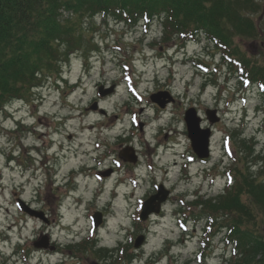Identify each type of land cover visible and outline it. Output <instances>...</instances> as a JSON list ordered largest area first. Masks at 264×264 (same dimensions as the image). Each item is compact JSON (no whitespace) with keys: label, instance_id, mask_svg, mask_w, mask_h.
Returning <instances> with one entry per match:
<instances>
[{"label":"rangeland","instance_id":"obj_1","mask_svg":"<svg viewBox=\"0 0 264 264\" xmlns=\"http://www.w3.org/2000/svg\"><path fill=\"white\" fill-rule=\"evenodd\" d=\"M256 2V10L251 13V16L260 35L258 34V36L254 37L243 34L233 35L234 37L231 38L233 43L231 45L235 51L243 53L252 63L264 69V15H262L264 13V0H256ZM110 18L113 19L112 17ZM95 21L96 24L90 31L82 30L81 33L84 34L85 41H89L90 46L85 48L86 51L72 55L68 61L61 64L62 76L65 79L59 84L61 90L56 89L58 84L55 85V76H53L52 79L45 81L43 87L37 90H30L22 101L15 100L9 104L8 111L0 112V249L11 253L13 250V248L12 250L10 249L11 243L22 237L23 249L19 252V257L26 259L33 256L32 264H36L39 259L44 262L49 258L51 261L57 262L60 257L59 255L53 257L43 255L40 250L42 249L41 247L37 248L38 250H35L34 247L30 250L29 248L27 249L28 239L26 234L30 235L31 238L32 235L35 236V231H37L36 224L40 225V223L32 220L33 222H29L26 226L25 217H23L24 212L19 208L17 201L22 198L23 202L27 204L31 202L33 206L39 209L43 198L38 181L30 180V176L26 174L27 168L31 164H35V162L36 164H40V162L42 164L43 161L50 159V163L56 164L57 169L56 175H54V170L50 172V179L52 177H57L56 179H58V182L53 185V192L55 196L61 195L64 190L63 179L68 170L77 168L83 161H87L88 156L91 155L89 154L90 151L96 150L92 145L93 141L99 143L100 147H102L100 150H104L106 133H108V142L111 143L113 150L119 151L124 147V145L122 147L118 145L121 140L117 139V135L124 125L130 123L128 118L132 111L139 115V120H137L144 123L142 129L139 126L135 127L140 142L137 139L130 142L139 148L143 155V158L141 157V165H138L140 170L137 171L144 172L146 179L155 176L158 181H162L165 176L167 188L172 187L175 180L179 181L182 178L178 173V166L174 165L177 159L173 155L174 150L165 148V144L156 148L157 163L162 169H170L167 174L161 170L156 172L146 170L143 166V161L148 159L146 154L150 155V153L154 152L152 145L160 144V141L162 143L173 142L175 150L183 148L186 133H188L184 117L186 116V111L192 107L197 110V116L199 115L203 118L200 121V126L203 128L208 120L207 109L213 111L215 108H219L222 111L223 118H218L211 124L215 126V132H212V128L209 127V137H211L213 150L211 162H215L220 156L226 154L225 148L229 146L234 151L232 157L239 160L236 161L237 165L240 167L246 164L248 155L243 150L245 146L241 148L236 143L235 138L237 136L238 140L248 141L249 144L251 141L257 142L255 143V145L257 144L256 147L255 145H250L252 148L254 147L255 154H260L264 159V133L260 134L257 131V128L262 125L261 119L264 115L257 116L253 112L255 105L259 102L257 98L261 94L258 95L257 90H254L252 95H246L248 98L247 110L249 109L251 121L247 123L245 129L237 128V123L231 120L232 118H239L244 110L239 99L242 95H236L235 92L237 85H242V83L240 84L236 79H231L228 85L234 92L225 93L223 100H218L219 102L215 98L213 79H218L217 85H219V82H226L224 74L229 71L222 68V72H220L218 64L220 62L219 48L214 49L215 45L209 42L207 44L209 50L204 48L202 44H196L195 42H188L184 45L181 44L182 42H174L175 40L161 42V35L165 28L161 29L160 22L157 20L152 22L151 26L146 21L141 20L138 22L139 25L133 28H126L125 25L116 24L113 21L107 25V20L105 21L101 17H97ZM145 23L147 26L144 25ZM88 25L87 22L85 27L87 28ZM151 27L150 34L145 37L146 34L143 32H146ZM124 31L129 32L125 34ZM204 42L206 41L204 40ZM212 51L216 52V54L219 52V55L217 54L216 56ZM172 53L177 54L179 59L174 65L173 72L168 69V59ZM197 58H202L205 61L203 64L207 65L209 70H197ZM84 59L88 62L86 63ZM101 84L106 87L111 85L117 87L116 92L107 93L104 99L100 101L101 106L108 110L110 116H102L98 112H93L92 109L86 110L92 105L94 100L102 98L98 93V86ZM118 84L119 86H117ZM129 85L137 86V101H132L134 95L129 92ZM202 85H206L204 90ZM74 86L75 91L72 88ZM199 89L202 91L200 92ZM159 91H163L158 94H163L160 95V100L162 101L161 105L166 107L165 110L158 109L157 106L151 103L149 98L151 94ZM232 102L233 104L231 105ZM139 107H143V110L140 111ZM230 108L231 112L225 114ZM129 110L131 111L129 112ZM152 116L158 119L153 120ZM218 116L221 117L220 112ZM104 122L108 123L107 126L104 125L101 129L97 127V125ZM208 123L210 122L208 121ZM113 124L116 125L115 131H107V128ZM164 133L169 135L165 138ZM147 141H150L151 145ZM172 144L170 143L169 145ZM107 150L109 149L107 148ZM10 151H12V155L16 156L14 162L10 161ZM242 151L244 152L242 153ZM29 152L33 156L32 159L29 158ZM64 157L67 158L64 159ZM263 159L256 165H254L255 162H252V165L251 163L248 165L253 173L261 177H264ZM251 166L254 168L251 169ZM245 168L247 169V167ZM220 171L222 172V169ZM193 172L195 173L196 171L193 170ZM216 173L218 174V169ZM50 176H46L47 180ZM200 180H204V177L201 176L198 179L194 177L192 178V184L199 183ZM257 180L261 183L264 178ZM225 181L221 177H216L215 183L217 186L215 191L218 190V185ZM93 183L90 177L78 175L75 184L72 186L77 191L79 190L78 193H81V191L86 192V198H90L92 197V189L90 187H94ZM192 184H187L186 181L182 180L180 185L177 186L176 195L179 196L181 191H184L183 194H185L187 190H190V195H192ZM169 195L167 194V199ZM190 197L192 199V196ZM47 198L48 204L53 207L55 202L51 191L48 192ZM183 198L187 202L189 196L186 195V198ZM219 198L217 197L213 200V205L216 204L222 207L221 203L224 198ZM243 200L247 202L252 211L258 216L256 224L251 223L248 227L253 229L257 227L259 231L264 232V216L260 214L262 209L257 205L254 208L250 204L248 195H244ZM177 201L179 203L174 205L175 209H178L180 204H182V196ZM131 202L134 205L133 199L131 201L121 195L115 200L114 210L104 208L108 212L107 223L101 230L98 228V236L96 238L99 241L98 243L108 245L110 248H101L102 255L96 253V248L90 247L91 245L85 250L74 248L72 245H64L61 249L72 256L76 254L79 259L85 261L81 264H98L99 262L101 264H131L133 257H136L134 264H220L221 259L217 255L223 244H221L219 236H216L213 241L214 248L209 247L208 249H204L192 237L186 236L187 241H182L179 239L182 235L181 230L175 225V218L169 214L164 218L153 217L155 219L153 221L154 224L150 225L149 230H145L146 223H140L143 221L137 222L135 217H131L134 211V206L133 210H131ZM100 203H102L100 205L103 207L104 203L107 204V200L102 199ZM65 206H67V202H65ZM74 206L72 205V209L76 213L71 216V223L76 224L75 230L78 238H82L88 230L87 212H84L85 208L83 206L78 207V209ZM166 208L170 211L173 206L169 203ZM218 210H220L219 213L224 214L225 209L220 208ZM69 218L64 216L63 219L67 221ZM156 221H160L159 224H155ZM23 227L25 228L23 229ZM125 227L128 229L133 227V231L127 233L126 236ZM243 227L246 228L247 225ZM10 230L13 232L11 233L13 235V237L11 235L12 240L2 242L3 235L8 233V231L10 232ZM3 231L6 233L4 234ZM55 234L58 235V233ZM140 236H145V241L136 248L135 241ZM170 239L174 243L172 247L174 256L167 259L163 255L170 252L165 249L166 243ZM86 240H90V238ZM119 240L123 242V247H127L124 254L121 252L117 253L114 249V243ZM94 244H96V241ZM98 247L100 246L97 245V249ZM196 249H199L200 253H204L201 261H199V256L195 257L193 255V250ZM125 252H128L129 261L125 259ZM8 256L5 260L0 257V263H22L21 260L20 263L17 262V257L9 262ZM105 256V260H100L101 257ZM72 260L75 261L76 259Z\"/></svg>","mask_w":264,"mask_h":264},{"label":"trees","instance_id":"obj_2","mask_svg":"<svg viewBox=\"0 0 264 264\" xmlns=\"http://www.w3.org/2000/svg\"><path fill=\"white\" fill-rule=\"evenodd\" d=\"M256 4V0H0V112L53 76L60 78L61 64L90 46L81 33L90 31L97 17L128 25L145 16L161 17L166 26L162 41L174 34L193 36L205 31L229 48L228 55L239 56L247 78L264 84V69L251 66V60L231 45L236 34L260 35L251 16ZM225 51L224 58L228 57ZM231 63L232 69L239 68ZM239 144L248 157L238 169L237 186L224 195L222 207L211 201L208 205L230 215L228 238L236 242V252L226 264H264V232L248 227L256 224L258 216L243 200L248 195L250 204L259 206L264 216V183L248 167L260 157H254L248 141Z\"/></svg>","mask_w":264,"mask_h":264},{"label":"flooded vegetation","instance_id":"obj_3","mask_svg":"<svg viewBox=\"0 0 264 264\" xmlns=\"http://www.w3.org/2000/svg\"><path fill=\"white\" fill-rule=\"evenodd\" d=\"M95 101V100H94ZM155 106H157L158 109L162 110L163 108L158 104L153 102ZM208 110V109H207ZM206 110V111H207ZM214 110L217 111L219 114L220 112V119L223 118V115L221 114V111L219 108H215ZM207 114V113H206ZM102 116H110V114H105ZM138 115L130 114L128 120L130 123L127 125H124L121 128L120 133L117 135V139L121 140L118 144L120 147L124 145L123 148H121L119 151H115L112 149L111 143L109 141V135L106 133V140L104 142V150H100V145L95 141L92 142L93 147L96 148L95 152H91L90 156H88L87 161H83L81 165H78L77 168H72L68 170L67 174L64 177V183L63 185V191L61 195H56L53 192V185L54 183L58 182L57 177L50 176V172L54 170V175L57 174L56 172V164L50 163V159L43 161L42 164L40 162V171H41V177H45L42 179L41 184V195L43 198L41 199V206L39 208L40 214L42 216V219H35L36 221L40 222L41 230L39 232V237L36 238V236L32 239L31 244L37 250L38 245H42V254L46 256L53 257L55 255H59V259L57 262L51 261V259H46L44 261V264H81L82 262H85L84 260H81L74 254L73 256L70 253H67L63 251L61 248L64 247V245L69 246L72 245L74 248L78 249H86L89 245L90 247H95V252L102 255L101 248L110 246L98 243L97 239H95V236L98 235V228L101 230L102 226H105L107 223V214L108 212L105 209L110 208L111 210H114L115 208V200H117L121 195H123L125 198H128L134 202H138V204H134L131 202V207L134 206V212L135 215L139 216L141 213L145 201L152 195L156 194L160 189L165 190L168 192L169 197L166 200L165 203L161 206V211L159 215L152 214L149 216L150 218L153 217H159V216H165L168 214L169 210H167L168 204L174 203L177 199V186L180 185L181 181L183 179L175 180V183L172 184V187H168L165 183V176L162 178V181H158L155 176H153L150 179H146L144 172H138V165H141V157L143 158V155L141 153V150L137 148L134 144H131L132 140L137 139L139 142V135H137L135 131V127H141L143 128V121H138L136 119ZM201 121L203 120L202 117ZM208 120L205 122L204 128L201 126V130L198 129L195 134H198L203 140L206 136H208V130L211 127L212 132H215L214 127L211 120L207 116ZM208 121L210 123H208ZM142 123V124H141ZM184 123H186L188 133H186V140L185 144L183 145L182 149L175 150L174 148L173 155L182 156L184 157L183 161H188L186 166L189 168V173L192 172V170L199 172L198 176H203L209 169L208 159L213 157V150L211 147V155L208 159L206 158H200L198 154L195 151L194 148V140H193V133L191 131V122L185 121L184 117ZM107 122H104L100 125H97V127L103 128L104 125L107 126ZM160 125V124H159ZM116 125H111V129L115 131ZM157 133V132H156ZM168 133H164V137L168 136ZM156 136V135H155ZM131 138V139H130ZM162 140V139H161ZM156 141V139H155ZM148 144L151 145L150 141H147ZM159 142V141H158ZM212 142V141H211ZM162 141H160V144L152 145L154 147V152L149 154H146L147 160L143 161V166L146 168V170L151 171H164V173L167 174L168 169H162L159 167L158 161L155 158L156 148L161 146ZM165 143V142H164ZM163 143V144H164ZM205 143V140H204ZM179 144V143H178ZM151 147V148H153ZM109 149L106 151V149ZM167 148V147H166ZM103 153V154H102ZM185 153L189 157V160H187ZM67 157H64V159ZM90 161V162H89ZM108 162L105 164V162ZM179 163L178 159L175 161V166H177ZM53 175V176H54ZM78 175H83L85 177H90V179L94 182L93 186L90 187L92 197L86 198V192L81 191V193H78L77 189L73 188L72 185L75 184ZM46 176H50L47 180ZM166 177H168L166 175ZM50 179V180H49ZM164 180V181H163ZM185 181H190V178H187ZM88 182V181H87ZM157 182V183H156ZM146 184V185H145ZM145 185V186H144ZM89 186V185H88ZM51 191L53 198H54V206L52 207L51 204H48V192ZM178 198V197H177ZM106 199L107 204H103L102 207L101 200ZM75 205L74 207L78 209V207L83 206L85 208L84 212H87L86 219L88 220L87 226L88 230L87 233L82 237L78 238V234L75 230L74 223H71V216H73L76 211L72 209L71 205ZM65 202H67V206H65ZM53 205V204H52ZM66 207V209H64ZM105 208V209H104ZM95 214H98V217L101 216L103 218L102 223L97 227L95 225ZM64 216L70 217L67 221H65L63 218ZM85 216V215H84ZM28 219H31V217H27ZM86 220V221H87ZM92 228V232L89 231V229ZM57 230V232H55ZM125 231H127L125 229ZM55 233H58L56 235ZM126 233V232H125ZM87 238H90V240H86ZM63 239V240H62ZM94 239V241H93ZM96 241V244L94 242ZM122 241L119 240L117 243H114L115 247L114 249L118 252H121L124 254L125 248L122 246ZM97 245L98 247L97 249ZM74 252V250H73ZM77 257V258H76ZM72 259H76L75 261ZM105 257H101L100 260H105ZM98 264H101L99 262Z\"/></svg>","mask_w":264,"mask_h":264},{"label":"bare ground","instance_id":"obj_4","mask_svg":"<svg viewBox=\"0 0 264 264\" xmlns=\"http://www.w3.org/2000/svg\"><path fill=\"white\" fill-rule=\"evenodd\" d=\"M4 110L8 111L7 107ZM105 114L106 115L109 114L108 113V110H105ZM187 119L191 122V125H194V123H195V117L193 115H188ZM261 134H262V132H261ZM192 137H193V140H194V146H195V149H196L197 153L199 155H203V153H204L203 151H205V143H204L203 138H201L198 134H193ZM209 146H210V143L207 142V148ZM185 156H186L187 160H189V157L187 156L186 153H185Z\"/></svg>","mask_w":264,"mask_h":264},{"label":"water","instance_id":"obj_5","mask_svg":"<svg viewBox=\"0 0 264 264\" xmlns=\"http://www.w3.org/2000/svg\"><path fill=\"white\" fill-rule=\"evenodd\" d=\"M198 130V126L196 125V126H194L193 127V129H192V127H191V131H192V133L193 134H195V132ZM207 138H208V136H206L205 137V148H207ZM150 208H148V210H149ZM157 211H158V209H157ZM148 212V211H147ZM143 240H144V238L143 237H140V238H138L137 239V242H136V246L138 247V246H140L141 244H142V242H143Z\"/></svg>","mask_w":264,"mask_h":264}]
</instances>
